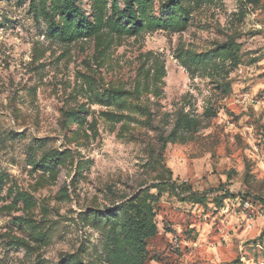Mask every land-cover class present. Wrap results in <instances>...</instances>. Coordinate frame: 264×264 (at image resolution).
Returning a JSON list of instances; mask_svg holds the SVG:
<instances>
[{
  "label": "rangeland",
  "instance_id": "obj_1",
  "mask_svg": "<svg viewBox=\"0 0 264 264\" xmlns=\"http://www.w3.org/2000/svg\"><path fill=\"white\" fill-rule=\"evenodd\" d=\"M134 1L0 0V264H116L160 182L145 264H264V0Z\"/></svg>",
  "mask_w": 264,
  "mask_h": 264
},
{
  "label": "trees",
  "instance_id": "obj_2",
  "mask_svg": "<svg viewBox=\"0 0 264 264\" xmlns=\"http://www.w3.org/2000/svg\"><path fill=\"white\" fill-rule=\"evenodd\" d=\"M125 11L131 22H137V9L134 0H124ZM64 8L68 13L75 14L79 18L82 28L89 32L94 31V26L86 19L82 13L81 7L76 4L75 0H64ZM161 183L154 184L150 188L157 190L156 194L150 193V189L144 193H138L129 199L120 202L112 212L103 213L104 216L111 214L112 220L118 225L110 239L111 256L115 257L116 264H145L147 260L144 256H138L131 249L134 247L140 251H144L146 241L157 233V225L154 220L156 214L155 202L161 193ZM186 185V186H185ZM171 190L181 200H189L192 203L203 204L209 201L205 194L193 191L190 184H170ZM187 193V194H185ZM246 196H243L245 198ZM220 196H214L210 201L218 203ZM263 201V199H258ZM112 256V258H113ZM114 261V258H113Z\"/></svg>",
  "mask_w": 264,
  "mask_h": 264
},
{
  "label": "built area",
  "instance_id": "obj_3",
  "mask_svg": "<svg viewBox=\"0 0 264 264\" xmlns=\"http://www.w3.org/2000/svg\"><path fill=\"white\" fill-rule=\"evenodd\" d=\"M243 199V198H242ZM243 206L245 207V208H248V207H250L251 206V204L249 203V201H244L243 202ZM261 215L264 217V210L261 212Z\"/></svg>",
  "mask_w": 264,
  "mask_h": 264
}]
</instances>
